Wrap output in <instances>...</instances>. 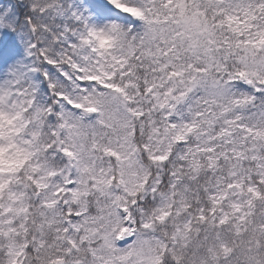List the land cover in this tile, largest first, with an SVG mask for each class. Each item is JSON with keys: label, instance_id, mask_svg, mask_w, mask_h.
Masks as SVG:
<instances>
[{"label": "snow or ice", "instance_id": "1", "mask_svg": "<svg viewBox=\"0 0 264 264\" xmlns=\"http://www.w3.org/2000/svg\"><path fill=\"white\" fill-rule=\"evenodd\" d=\"M0 264H264V0H0Z\"/></svg>", "mask_w": 264, "mask_h": 264}]
</instances>
